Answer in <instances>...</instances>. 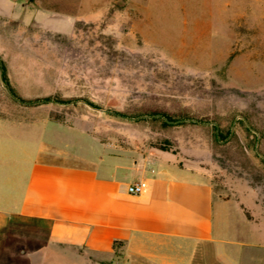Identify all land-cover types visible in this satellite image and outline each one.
<instances>
[{
	"label": "rangeland",
	"instance_id": "rangeland-1",
	"mask_svg": "<svg viewBox=\"0 0 264 264\" xmlns=\"http://www.w3.org/2000/svg\"><path fill=\"white\" fill-rule=\"evenodd\" d=\"M0 118L54 147L46 161L156 147L201 165L224 201L220 250L264 264V0H0ZM50 234L1 218L0 264H159ZM152 247L174 264L194 249Z\"/></svg>",
	"mask_w": 264,
	"mask_h": 264
},
{
	"label": "crops",
	"instance_id": "crops-1",
	"mask_svg": "<svg viewBox=\"0 0 264 264\" xmlns=\"http://www.w3.org/2000/svg\"><path fill=\"white\" fill-rule=\"evenodd\" d=\"M55 151L0 118V219L49 222L54 243L93 254L110 255L117 244L128 258L174 264L152 245L180 243L194 248L185 264L211 246L220 264H234L216 226L224 201L201 165L156 147L108 152L89 166L46 161ZM135 184L141 194L129 192Z\"/></svg>",
	"mask_w": 264,
	"mask_h": 264
},
{
	"label": "built area",
	"instance_id": "built-area-1",
	"mask_svg": "<svg viewBox=\"0 0 264 264\" xmlns=\"http://www.w3.org/2000/svg\"><path fill=\"white\" fill-rule=\"evenodd\" d=\"M129 192L135 195L141 194L143 192V186L141 184L131 185L129 187Z\"/></svg>",
	"mask_w": 264,
	"mask_h": 264
},
{
	"label": "trees",
	"instance_id": "trees-1",
	"mask_svg": "<svg viewBox=\"0 0 264 264\" xmlns=\"http://www.w3.org/2000/svg\"><path fill=\"white\" fill-rule=\"evenodd\" d=\"M15 96V95H14ZM16 97V96H15ZM50 101V99H49ZM162 119H164V124L165 125H170L171 123L169 121H173V122H178L177 120H175L173 117L169 116V115H163L161 116ZM182 123V122H181Z\"/></svg>",
	"mask_w": 264,
	"mask_h": 264
},
{
	"label": "water",
	"instance_id": "water-1",
	"mask_svg": "<svg viewBox=\"0 0 264 264\" xmlns=\"http://www.w3.org/2000/svg\"><path fill=\"white\" fill-rule=\"evenodd\" d=\"M171 124H175V123H177V122H173V121H169Z\"/></svg>",
	"mask_w": 264,
	"mask_h": 264
}]
</instances>
